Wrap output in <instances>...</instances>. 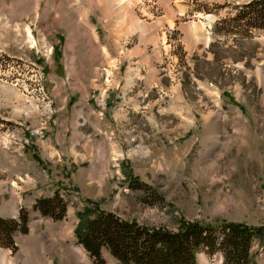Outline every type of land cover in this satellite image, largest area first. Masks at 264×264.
I'll use <instances>...</instances> for the list:
<instances>
[{"label": "rangeland", "instance_id": "374dc122", "mask_svg": "<svg viewBox=\"0 0 264 264\" xmlns=\"http://www.w3.org/2000/svg\"><path fill=\"white\" fill-rule=\"evenodd\" d=\"M257 1L0 0V218L28 216L0 264H97L86 206L264 228V21L241 13ZM55 196L59 220L34 208Z\"/></svg>", "mask_w": 264, "mask_h": 264}, {"label": "trees", "instance_id": "16d2710c", "mask_svg": "<svg viewBox=\"0 0 264 264\" xmlns=\"http://www.w3.org/2000/svg\"><path fill=\"white\" fill-rule=\"evenodd\" d=\"M243 9L246 10L241 12L245 15V25L259 29V23L264 21V0ZM131 185L132 189L144 186L138 182ZM34 208L52 219L65 216L59 196L40 199ZM20 213L18 219L0 218V246L13 248V233L27 232V213L23 209ZM77 216L85 220V229L77 231L78 243L97 264L103 263L104 248L120 264H197L196 255L200 250L210 255L220 253L223 264H252L254 241L260 242L264 249V228L243 223L213 226L181 221L173 231L138 225L134 221L121 220L112 213L92 211L87 206Z\"/></svg>", "mask_w": 264, "mask_h": 264}, {"label": "crops", "instance_id": "0c3cea01", "mask_svg": "<svg viewBox=\"0 0 264 264\" xmlns=\"http://www.w3.org/2000/svg\"><path fill=\"white\" fill-rule=\"evenodd\" d=\"M170 25H171V24H170ZM187 25L189 26V24L184 23V24L181 25V27H182V28H183V27H184V28H187V27H188ZM185 26H187V27H185ZM203 34H204L203 37L206 38L205 36L208 34V32L206 31V32L203 33ZM185 36H186V35H185ZM189 40H190V38H189ZM192 40H193V39H192ZM198 42H200V41H198ZM186 43H187V42H186ZM143 67H144L143 63L140 64V65H139V70H140L141 68H143Z\"/></svg>", "mask_w": 264, "mask_h": 264}, {"label": "bare ground", "instance_id": "6f19581e", "mask_svg": "<svg viewBox=\"0 0 264 264\" xmlns=\"http://www.w3.org/2000/svg\"><path fill=\"white\" fill-rule=\"evenodd\" d=\"M126 24V23H125ZM43 250H44V248H43ZM66 255H67V253H66ZM67 257V256H66ZM73 257V256H72ZM41 260V259H40Z\"/></svg>", "mask_w": 264, "mask_h": 264}]
</instances>
